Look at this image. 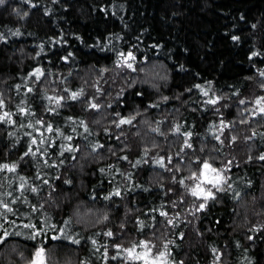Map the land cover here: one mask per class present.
Masks as SVG:
<instances>
[{
  "label": "trees",
  "instance_id": "1",
  "mask_svg": "<svg viewBox=\"0 0 264 264\" xmlns=\"http://www.w3.org/2000/svg\"><path fill=\"white\" fill-rule=\"evenodd\" d=\"M32 3L37 7L24 0L0 5V116L7 111L14 121L0 123V164L17 165L14 173L0 172V200L14 210L0 208V224L19 233L0 249V264H27L41 242L56 264H133L115 245L130 248L142 240L154 247L171 241L176 264H264V161L258 159L264 117H251L249 100L264 95L257 71L264 69V0ZM253 51L262 55L249 59ZM128 52L136 56V72L116 66ZM37 68L44 73L39 80L30 75ZM196 85L210 88L209 95ZM48 97L64 99L57 107ZM216 98L217 104L206 103ZM90 101L99 110L90 109ZM132 116V125L115 127L120 117ZM221 122L228 125L223 133ZM187 132L191 149L184 148ZM97 144L103 147L93 151ZM29 146L40 150L36 156L24 155ZM161 157L163 168L156 163ZM197 159L228 167L222 172L227 191L216 193L203 211L190 192L198 183L189 179ZM116 190L120 196L111 195ZM25 224L45 234L32 240ZM53 225L80 243L52 240L60 235ZM108 231L112 237L104 235Z\"/></svg>",
  "mask_w": 264,
  "mask_h": 264
},
{
  "label": "snow or ice",
  "instance_id": "2",
  "mask_svg": "<svg viewBox=\"0 0 264 264\" xmlns=\"http://www.w3.org/2000/svg\"><path fill=\"white\" fill-rule=\"evenodd\" d=\"M25 3L29 4L31 7L35 8L37 7L36 4L32 3V0H24ZM59 0H53V3H58ZM5 4V0H0V5H4ZM49 14V10L45 11V15ZM28 13L25 12L24 16H27ZM243 18V17H242ZM253 28H256V25L253 24L252 25ZM14 35H20L19 31H16L15 33H13ZM4 37L2 35H0V40H3ZM232 39L238 40L239 38L236 36H233ZM262 55V53L258 52V51H253L249 57V59H252L254 57H258ZM69 56H71V53H69ZM67 61V57L64 58ZM136 63V56L133 55L132 52H128L126 55L124 53H120L119 58L117 60V64L116 66L118 68H126L129 69L133 72L137 71V68L134 66V64ZM106 71V69H105ZM141 71H143V69H141ZM258 75L261 78V82H260V87L262 90H264V69H258ZM44 73L41 71V69L37 68L33 73H30L31 76H35L37 80L40 79V77L43 75ZM197 88L200 89L201 93L204 96H208L209 95V90L204 89L203 87H201L200 85H196ZM17 89H19V86H17ZM29 92H32V88L28 89ZM65 91H67V89H65ZM97 91H100L99 88H97ZM142 93H137V95H141ZM83 95V90H81L80 92H72L71 93V99L72 100H77L80 96ZM63 97H48L49 101H53L55 100V103L57 105V107H59L61 105V101L63 100ZM168 99V97H164V100L166 101ZM218 99H209L206 101V103L215 105L218 103ZM247 101L246 100H240V104L244 105L246 104ZM254 108L251 110V117L253 119H255L257 116L260 117H264V95L262 96H257L254 100ZM5 106L3 99H0V108H3ZM150 107H157L158 105H149ZM88 107L92 110H99L100 105L98 103L92 102L90 101L88 104ZM20 112H26L25 109L21 108L19 109ZM119 115V114H117ZM135 120V116L129 117V118H124V117H120L118 122H114L115 127L116 128H121L123 125H132L133 121ZM242 122H247V121H242ZM0 123H14V121H12V114L5 111L3 113L2 116H0ZM38 124L41 125V127H45L46 130L51 133L53 131V127L51 124L45 125L44 122L42 120H38L37 121ZM79 123L81 125L84 126V130L85 132L88 131L87 125H85V122L83 120L79 121ZM222 123V127L220 129L221 133H223L224 128H227L228 125L227 124H223ZM28 127H32L31 124L28 125ZM180 125H177L175 128V132L179 133L180 132ZM58 131V130H57ZM152 131L154 132H158L159 129L158 128H154L152 129ZM9 135H12V133H9ZM185 135V141H184V148L187 149H191L193 147V145L190 143L189 138L192 136L191 132H187L184 133ZM253 136H255V132H253ZM217 141H220V143H223V141H221L220 136H216L215 137ZM66 139L71 140L72 137L68 136L66 137ZM236 137H232V140L235 141ZM249 139H251V137H249ZM40 144H45L46 143V139H40L39 141ZM32 145H36L37 144V140L34 138L31 141ZM103 147V145L97 144L94 148L93 151L96 150V148H101ZM184 148L181 149V152L184 151ZM67 150L69 151H74L75 149L69 147ZM40 151L39 149L37 150H33V148L31 146H29V149L27 152L24 153L25 156L31 155V156H36L37 152ZM23 159V157H22ZM122 159L127 160V156L122 157ZM249 159H251V157H249ZM259 160L264 161V154H261L258 157ZM140 161L137 160L136 164H139ZM157 164H159L160 167H165V163H164V158L161 157L158 161H156ZM168 163L171 164L172 163V157H168ZM193 163H196L199 165V168L197 169V171H194L191 175V177H189V179H192L194 181H198V183H196L195 187H192L190 189L191 195L196 197L197 199L202 200V202L198 205L197 211H203L208 204L209 200H214L216 199V193L219 192H225L227 191V189H225L222 185L226 184L227 181L226 179L222 176V172L228 170V167L226 166L225 169H217L215 167H213L212 163H210L208 160H199L197 159L196 161H193ZM232 161H228V165H231ZM136 165H133V167H135ZM17 169V165L16 164H7V163H3L0 164V172L2 171H7L9 173H14L16 172ZM101 171H103V169H101ZM23 179V178H21ZM57 179H59V177H57ZM43 184L48 185L49 181L47 179L42 181ZM66 184H70L71 181L70 180H65L64 181ZM182 185L185 183L184 180H180L179 181ZM204 184H210L212 185L211 189H206L204 188L202 185ZM25 187L24 184L20 185L21 190H23ZM227 188H231V184L227 185ZM213 189H215V192L213 191ZM31 191L33 193H36L38 191V189L36 187L31 188ZM52 191H55V188H52ZM7 195L11 196V193H8ZM111 195H115V196H120V191L116 190L114 193H112ZM236 197L240 196L239 192L235 193ZM111 196H106L104 197V199L108 200L110 199ZM16 201L13 200L12 203H15ZM0 208L3 209V213H13V208L10 207L9 203L0 200ZM36 209L33 208V211H35ZM2 215V214H0ZM160 215L162 216H167L166 212H161ZM108 216L105 215L104 216V220H107ZM65 224H68L69 221H65ZM169 224H172V221L169 220L168 221ZM143 227V225H141ZM23 227L25 228H30L32 229L31 235H30V239L32 240H36L38 237H41L45 234V228L39 227L38 225L35 224H25L23 225ZM53 229H56V226L53 225L52 226ZM0 229H2V231H0V249H3L7 246L8 242L11 240V238L13 236L19 235V233H15V232H10L7 228H4V226L2 224H0ZM60 232V235H53L51 236L52 240H61V239H69L70 243L73 245H78L80 243V241L78 239H71L70 237L67 236V234L65 233L64 229H56ZM104 235L108 236V237H112L113 233L111 231H108L106 233H104ZM181 239H183V234H181L180 236ZM249 239L251 240L252 237L250 236ZM93 245L96 244V241L93 240L92 241ZM172 243L171 241H169L168 243L164 244V250L163 251H158L156 254H153V247L154 246H150V242L149 241H140L137 244H133L131 248H123L121 245H115L116 249H117V254L119 255V253H125L126 258L129 262H141V264H176L175 260L172 259V254L171 251L169 250V244ZM40 247H35L34 251L30 254L29 257L26 258L27 264H56V261H54V256L55 253L53 252V250L47 248L46 245H43V242H41ZM137 249H143V251H137ZM16 249L13 248L12 251L14 252ZM97 251H99V249H97ZM213 253L216 254V260L219 261L220 259V254L217 251V249L213 248L212 249ZM104 256L105 258H107L108 253H107V249H105L104 251ZM111 259L115 260L117 259V256H112ZM70 264V262H69ZM80 264H83V262H80ZM179 264H183L182 261L179 262Z\"/></svg>",
  "mask_w": 264,
  "mask_h": 264
},
{
  "label": "rangeland",
  "instance_id": "3",
  "mask_svg": "<svg viewBox=\"0 0 264 264\" xmlns=\"http://www.w3.org/2000/svg\"><path fill=\"white\" fill-rule=\"evenodd\" d=\"M257 96H255V95H252L250 98H249V100L253 103L254 102V100H255V98H256ZM254 104V103H253ZM222 174V176H223V173H221ZM224 177V176H223ZM204 188H206V189H209V184H204V185H202ZM190 199H191V197H190ZM191 201H194V200H191ZM200 199H198V204L200 203ZM192 207V206H191ZM189 209H190V204H189ZM189 209H188V211H189ZM185 215V214H184ZM151 246V245H150ZM131 248V247H130ZM164 250V245L163 246H161V247H158V246H156V247H153V254H156L158 251H163ZM137 251H143V249H137ZM137 262H139V261H137ZM134 263H136V262H134Z\"/></svg>",
  "mask_w": 264,
  "mask_h": 264
}]
</instances>
